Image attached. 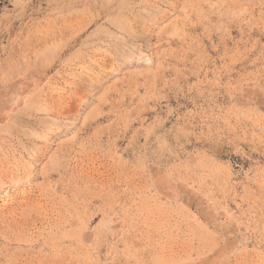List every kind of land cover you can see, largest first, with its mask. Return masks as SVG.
Listing matches in <instances>:
<instances>
[{"label": "rangeland", "instance_id": "rangeland-1", "mask_svg": "<svg viewBox=\"0 0 264 264\" xmlns=\"http://www.w3.org/2000/svg\"><path fill=\"white\" fill-rule=\"evenodd\" d=\"M0 264H264V0H0Z\"/></svg>", "mask_w": 264, "mask_h": 264}]
</instances>
